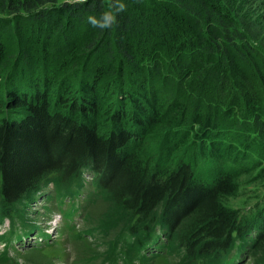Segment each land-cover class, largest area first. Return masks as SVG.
Listing matches in <instances>:
<instances>
[{
    "label": "trees",
    "instance_id": "1",
    "mask_svg": "<svg viewBox=\"0 0 264 264\" xmlns=\"http://www.w3.org/2000/svg\"><path fill=\"white\" fill-rule=\"evenodd\" d=\"M122 2L102 30L109 0H0V222L94 188L75 264H264V202L233 206L264 182V0Z\"/></svg>",
    "mask_w": 264,
    "mask_h": 264
},
{
    "label": "rangeland",
    "instance_id": "2",
    "mask_svg": "<svg viewBox=\"0 0 264 264\" xmlns=\"http://www.w3.org/2000/svg\"><path fill=\"white\" fill-rule=\"evenodd\" d=\"M215 173L216 169L210 162L205 161L204 157L199 159V176L212 177ZM244 179H246V177H244ZM246 188L247 187H244L242 189V196L235 200L236 202L234 201L235 203L233 204V206L237 205V207H239V210H242L245 216L254 218L256 216L257 210L262 207L261 206L256 209V206H259L264 202V182L261 185H252L247 189ZM38 198L34 200H28L26 202L25 206L23 207V219L20 217H14V220L7 218L3 225H0V239L6 236V234H8L10 230H13L14 235L12 239L15 240L20 235L26 236L33 233L35 230L34 226H36L40 229L51 230L49 231V234H52L51 236L53 240H56L58 242L51 249H28L30 247L28 244H32V239L37 238L39 240L40 236L36 235L31 239H26L21 246L22 248L20 247L19 249H14L7 252L5 256L9 260V264H50L53 262L54 264H75L73 262L75 256L77 257L78 255L80 257H84V252H91V255L98 258L100 254L105 253L106 241L102 236L100 237L98 235L95 238L85 237V241L83 242L75 241L73 236L67 235L69 229L67 227H61V223L57 221V215L53 213H47V211L49 212L50 210H67L66 205L64 207H61V203H58L55 199H52V196L49 198ZM105 205V199H100L91 212V218L98 217L105 222L108 221L109 212H103V208ZM85 206L86 205L84 202V208ZM5 214L7 213L5 212ZM91 228L92 227L90 224L84 225V223L82 222L80 225L76 226V230L78 232L86 231ZM42 244H44V242ZM33 245L40 246L35 244ZM1 246L2 245L0 243V252L3 253V249L1 248ZM181 251L184 252V249ZM81 252L83 254H81ZM146 256H150V259H145L149 260L151 264H169L171 262L170 256H165L158 259H154L151 255L148 254ZM64 260L66 261V263L64 262ZM240 260L243 264H259L256 262L255 257H251V259H249L248 261H244V259L242 258ZM101 262V259H96L92 264H101ZM0 264H5L4 258L1 260Z\"/></svg>",
    "mask_w": 264,
    "mask_h": 264
},
{
    "label": "clouds",
    "instance_id": "3",
    "mask_svg": "<svg viewBox=\"0 0 264 264\" xmlns=\"http://www.w3.org/2000/svg\"><path fill=\"white\" fill-rule=\"evenodd\" d=\"M75 3H87L88 0H73ZM96 0H93L95 4ZM109 11H105L99 18L89 15L87 22L93 27L100 28L102 30L110 29L117 23V16L119 13L126 11V4L122 0H109Z\"/></svg>",
    "mask_w": 264,
    "mask_h": 264
},
{
    "label": "bare ground",
    "instance_id": "4",
    "mask_svg": "<svg viewBox=\"0 0 264 264\" xmlns=\"http://www.w3.org/2000/svg\"><path fill=\"white\" fill-rule=\"evenodd\" d=\"M6 209V208H5Z\"/></svg>",
    "mask_w": 264,
    "mask_h": 264
}]
</instances>
